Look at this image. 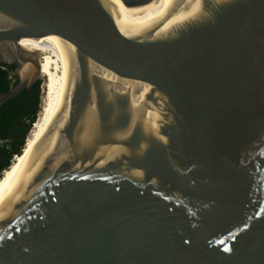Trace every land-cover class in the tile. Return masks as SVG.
<instances>
[{
  "label": "water",
  "instance_id": "water-1",
  "mask_svg": "<svg viewBox=\"0 0 264 264\" xmlns=\"http://www.w3.org/2000/svg\"><path fill=\"white\" fill-rule=\"evenodd\" d=\"M44 37L68 97L0 195V264H264V0H0V106Z\"/></svg>",
  "mask_w": 264,
  "mask_h": 264
},
{
  "label": "bare ground",
  "instance_id": "bare-ground-1",
  "mask_svg": "<svg viewBox=\"0 0 264 264\" xmlns=\"http://www.w3.org/2000/svg\"><path fill=\"white\" fill-rule=\"evenodd\" d=\"M19 45L36 56L39 61L40 78L46 80L40 110L26 137L24 147L20 155L13 158L10 167L1 175L0 195L12 183L30 153L51 129L56 115L64 107L70 83V56L66 43L47 40V37H44L22 39ZM28 67V65L24 66L22 71H28Z\"/></svg>",
  "mask_w": 264,
  "mask_h": 264
},
{
  "label": "trees",
  "instance_id": "trees-1",
  "mask_svg": "<svg viewBox=\"0 0 264 264\" xmlns=\"http://www.w3.org/2000/svg\"><path fill=\"white\" fill-rule=\"evenodd\" d=\"M14 65L0 64V94H6L17 84L11 76ZM40 82L30 90L0 106V178L15 156L20 155L26 137L40 110Z\"/></svg>",
  "mask_w": 264,
  "mask_h": 264
},
{
  "label": "rangeland",
  "instance_id": "rangeland-1",
  "mask_svg": "<svg viewBox=\"0 0 264 264\" xmlns=\"http://www.w3.org/2000/svg\"><path fill=\"white\" fill-rule=\"evenodd\" d=\"M41 56H43V55H41ZM45 80H46V78H41L40 80H39V82H40V97H41V99H42V97H43V91H44V83H45Z\"/></svg>",
  "mask_w": 264,
  "mask_h": 264
}]
</instances>
